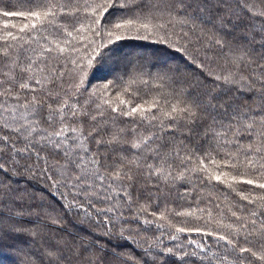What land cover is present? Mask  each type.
Returning a JSON list of instances; mask_svg holds the SVG:
<instances>
[{"label": "snow or ice", "instance_id": "obj_1", "mask_svg": "<svg viewBox=\"0 0 264 264\" xmlns=\"http://www.w3.org/2000/svg\"><path fill=\"white\" fill-rule=\"evenodd\" d=\"M125 38L200 73L129 59ZM185 233L209 239L165 243ZM3 246L21 264H264V0L0 5Z\"/></svg>", "mask_w": 264, "mask_h": 264}, {"label": "trees", "instance_id": "obj_2", "mask_svg": "<svg viewBox=\"0 0 264 264\" xmlns=\"http://www.w3.org/2000/svg\"><path fill=\"white\" fill-rule=\"evenodd\" d=\"M4 3H15V0H0V5ZM10 23H21L19 19H13L9 21ZM116 49L121 55H127L129 59H134L137 54H146V55H155L159 56L160 58H166L168 63L171 65H177L181 69V73L190 77H197L200 73V69H198L195 64L190 63L188 60L184 58V56L179 53L175 52L171 49L164 50V46L155 42V38L151 39H137V38H125L124 40L120 41L116 45ZM107 76L109 79H111V76L107 71H99L96 72L95 75L92 77V85L103 83L104 80L101 79V77ZM91 87V85H89ZM39 189L40 186H37ZM206 195H211L213 198L215 197L214 192H209L208 190H205ZM37 195H44L47 199L52 200V197L46 192V191H37ZM207 218L205 213V219ZM73 222L76 225V228H79L80 232H89L90 226L87 224H81L79 220L76 218H73ZM194 222V221H193ZM204 221L202 220L201 223ZM83 234V233H82ZM209 238L202 237L200 234L191 233V234H181L180 238L177 241H171L166 238L165 243L171 246L172 244H179V243H188L189 240H195L196 242H201L202 240H207ZM116 245L117 247H120L124 251L130 250V245L127 241L124 240H118L113 238L109 242V246ZM15 247L23 248L25 252L29 251L31 248L30 242L26 240V238H19L16 241ZM12 248H9L7 246L0 247V263L6 264V262H9V264H12L13 258H16V263L21 264V261L24 260L23 254H18L13 257L11 254ZM13 257V258H11Z\"/></svg>", "mask_w": 264, "mask_h": 264}, {"label": "rangeland", "instance_id": "obj_3", "mask_svg": "<svg viewBox=\"0 0 264 264\" xmlns=\"http://www.w3.org/2000/svg\"><path fill=\"white\" fill-rule=\"evenodd\" d=\"M76 230H80L79 228H76ZM82 233H85L84 231L82 232ZM11 255L13 256V257H15L16 255H17V252L12 248V251H11ZM13 257H11V258H13ZM17 261H16V258H13V260H12V264H17L16 263ZM0 264H2V263H0ZM6 264H9V262H6ZM11 264V263H10Z\"/></svg>", "mask_w": 264, "mask_h": 264}]
</instances>
